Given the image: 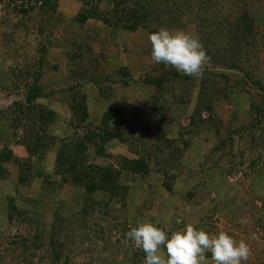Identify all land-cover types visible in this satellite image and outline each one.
<instances>
[{"label": "rangeland", "instance_id": "obj_1", "mask_svg": "<svg viewBox=\"0 0 264 264\" xmlns=\"http://www.w3.org/2000/svg\"><path fill=\"white\" fill-rule=\"evenodd\" d=\"M232 1L215 6L221 11L219 19L224 20L223 14L237 5ZM154 2V9L162 11L160 20H148L144 28L129 32L105 25L97 18L80 26L72 20L82 9L78 0H59L63 17L55 28L56 20L41 25L37 13L30 18L15 11L20 2L0 0V116L13 102L25 99L36 78L33 74L40 73L42 96L37 102L56 112V121L48 129L50 134L57 138L75 134L76 128L70 123L67 86L78 83L88 95L91 122L98 124L104 111L117 107L122 114L116 122L133 127L132 132H127L129 143L113 140L106 147L107 155L98 158V163L119 166L117 157H137L129 146L139 152L147 148V153H151L148 175L123 172L122 184L128 188L125 201L110 200L109 216L95 209V213L83 217L85 192L69 183L60 187L61 178L55 174V152H46L44 158L29 157L15 139L11 120L0 117L1 140L10 142L16 155L27 163L23 168L27 178L18 179V170L12 169L9 178L0 180V264H55L52 253L56 246L51 245L50 235L64 244L63 255L56 264H143L141 248L125 235L138 221L157 223L168 232L186 223L213 234L225 231L237 241L248 242L250 255L243 264H264V162L253 165L262 150H251L248 137L243 143L237 140L232 150H216L226 129L223 126L222 135H216L201 121L207 120L209 113L203 111L200 117L197 113L201 84L206 80L211 90L221 89L214 94L215 124L218 118L227 123L233 114L250 118V99L261 94V90L248 84L239 65L247 68L253 80L264 84V0H257L258 6L254 5L253 10L260 13L255 17L254 37L243 49L246 55L241 60L226 50L216 51L214 58L206 62L201 77L180 81L170 76L160 89L146 83L175 69L153 61L149 33L161 27L183 29L208 46L200 38L196 23L185 28L175 25V0L168 4L164 0ZM105 7L104 3L100 5L101 10ZM216 13L202 12L199 21L207 14L216 18ZM17 22L19 29L14 31L13 24ZM12 31L14 35H9ZM76 37L91 47H82L80 58L71 56L76 52L71 40ZM49 42L53 44L47 46V51H41V45ZM217 58L221 66L215 65L219 64ZM231 59L238 67L222 65ZM122 66L130 73L128 86L113 84L116 71ZM85 69L86 74L82 73ZM27 70L32 74L28 75ZM93 75L103 79L101 84L113 87L110 100L101 97L97 86L87 81ZM191 119L197 122L195 126ZM17 134L22 136V129ZM182 136L189 139V148L175 158V144L169 147L166 140H178L177 146L182 150ZM165 182L171 184V190L166 189ZM94 196L104 197L100 193ZM11 199L18 208L13 220L9 218ZM35 236L43 238L41 247L34 245Z\"/></svg>", "mask_w": 264, "mask_h": 264}, {"label": "trees", "instance_id": "obj_2", "mask_svg": "<svg viewBox=\"0 0 264 264\" xmlns=\"http://www.w3.org/2000/svg\"><path fill=\"white\" fill-rule=\"evenodd\" d=\"M78 1L83 4L81 7L82 9L72 20L77 22L80 26L85 25L91 18H97L102 20L105 25H113L114 28L122 27L126 31L135 32L144 28L148 20L152 23L160 20L159 15L162 14V11L154 9V7H156L155 0H151L147 3H144L145 0ZM164 1L165 4H168L171 0ZM224 1L227 0H175V25L185 28L190 23H196V30L200 34V38L207 41L206 46H208V48L205 47V49L207 55L210 57L209 61L214 58L212 55H215L216 51L221 50H226L231 53L235 59L241 60L242 57L246 55V52L244 54L242 53V51H244L243 49L249 47L254 37L255 17L257 13H260L259 11L253 10L256 8L254 5H257V0L232 1L233 5L234 3L237 5L228 9L223 14L225 16L224 20H221L219 19L221 11L215 6L223 4ZM12 2L16 4L20 2L21 5L19 9L15 8V11L18 13L29 15L30 18H32V16H30L31 14L37 13L38 17L41 19V25L50 20H56L54 23L55 28L63 17L58 9L59 0H36L33 3L29 0H12ZM102 3L107 6L103 10L100 8ZM88 5L89 8L87 7ZM207 11H213V13L217 12V17L215 18L207 14L204 19L199 21L202 12ZM22 24L28 28L27 24L23 22ZM16 28L19 29V22L13 24L14 31ZM14 31L9 32V35H14ZM41 31L43 32V28H41ZM49 32L53 34V28H50ZM71 42L73 44V50L76 51L71 55L72 58H80L83 48L86 50L91 48L84 43L83 40H77V37L76 39H72ZM49 44L52 45L53 43L49 42L48 44H42L41 51L46 52ZM67 54L70 55L68 52ZM217 61L219 64L215 65L221 66V60L217 58ZM235 61L239 62L237 60ZM80 65L84 68L83 63ZM222 65L230 68L238 67L233 59H231V62H225ZM239 68L243 72L245 79H249L248 84H253L258 92L261 90V94L256 93L255 96L250 99V118H243V116L239 117V115L233 114L228 118L227 123L223 124V120L218 118V122L215 124L212 118V115L215 113L214 94L217 90L221 89L215 88L211 90L208 84L205 83L206 80H203L204 82L201 84V99L199 101L197 113L199 117L203 111L209 113L207 120L201 119V121L203 124L207 125L211 131L214 129L216 135H222L221 128L223 126V129H226V135L224 139L219 140L216 145V150L224 151V149L228 147L232 150L237 140L243 143L244 137H248L249 143L252 144L251 150H262L261 153L257 154V160H253V165L257 166L261 160L264 162V84L261 81L253 80L247 72V68L244 66L239 65ZM22 73H26V71ZM82 73L86 74L87 70L85 69ZM31 74L32 73L28 71V75ZM33 75H35L36 78L34 83L30 85V90L27 92L25 99L19 102H13L10 107L4 110V113L1 114L0 117L11 120L15 139L19 141V146L25 148L29 157L44 158L46 152H55V174L61 178L60 187L69 183L74 188L85 192L84 195L86 199L81 211L83 217L89 213H95V209H98L99 213L102 215L109 216L112 210L110 200L125 201L128 194V188L122 184L121 180L123 172L139 176L148 175L151 170L149 164L151 153H147V148H142L139 152L136 149L134 150L132 146H129L131 152L134 151L137 157H117L119 166H114L115 164L98 163V158H104L107 155L106 147L113 140L129 143L128 140H126L128 137L127 132H132L133 127H127L120 121L116 122L120 119L122 114L121 109L117 107L104 111L98 124L91 122V114L87 102L88 95L81 90L82 86L78 83L67 86L69 95L67 104L72 114L70 123L76 128V132L72 137L57 138L53 136L48 132V129L56 121V112L44 104L37 102L38 98L42 96V88L38 84L41 74L36 73ZM170 76L180 81H188L194 78L183 75L175 70L168 72L165 76L149 80L146 84L157 86V89H160L164 82H168L167 80L170 79ZM224 77L227 76L224 75ZM115 79L113 84L128 86L130 84V73L128 69L124 66L118 68ZM87 81H91L97 86L101 97L110 100L109 98L114 96L113 87L101 84L103 79L100 76L93 75V77ZM208 82L211 83L210 80H208ZM256 95H259V98ZM181 101H183V98ZM155 108L157 107H154V109ZM197 120L200 121L199 119ZM192 124L195 126L197 122L191 119V125ZM20 129H22L23 135L19 137L17 131ZM177 141L178 140H166L169 147H173L175 144V158L179 153L189 148V139L184 140V136L181 138V142L183 143L182 150L178 148ZM243 152H245V150ZM26 164L24 159L17 156L13 151L11 143L3 141L0 138V180L9 178L12 169L18 170V179L27 178V174L23 171ZM19 173H22L20 177ZM165 187L167 190H171V184L169 182H165ZM191 192L192 191L188 192L190 197L193 196ZM96 193L103 194L104 197L102 199H96L94 196ZM106 196H108V199ZM17 211L18 208L11 199L9 203L10 220H13ZM22 213L23 212L19 210V215ZM54 239V235H50L51 245L56 246L52 253L53 262L56 264L61 260L63 255L64 244ZM35 240L34 245L36 247H41L43 245L42 237L35 236ZM139 255L142 256V258L140 257L141 259L145 258V253L142 249L139 250ZM206 255L210 257L211 253H207ZM65 263H67L66 260Z\"/></svg>", "mask_w": 264, "mask_h": 264}, {"label": "clouds", "instance_id": "obj_3", "mask_svg": "<svg viewBox=\"0 0 264 264\" xmlns=\"http://www.w3.org/2000/svg\"><path fill=\"white\" fill-rule=\"evenodd\" d=\"M151 57L183 75L199 78L210 59L201 40L183 29L161 27L149 33ZM126 238L145 253L143 264H243L249 259L247 241H237L225 231L210 233L186 223L168 232L157 223L138 221ZM211 253L209 257L206 255Z\"/></svg>", "mask_w": 264, "mask_h": 264}]
</instances>
